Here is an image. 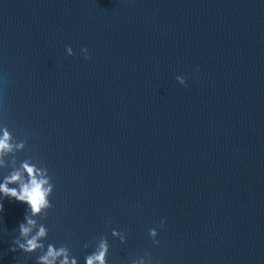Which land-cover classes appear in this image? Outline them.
Instances as JSON below:
<instances>
[{
    "label": "water",
    "instance_id": "water-1",
    "mask_svg": "<svg viewBox=\"0 0 264 264\" xmlns=\"http://www.w3.org/2000/svg\"><path fill=\"white\" fill-rule=\"evenodd\" d=\"M0 105L56 183L50 239L81 264L112 227L128 242L110 237L111 264H264L260 0H0ZM4 205L0 264H35L11 250L25 205Z\"/></svg>",
    "mask_w": 264,
    "mask_h": 264
},
{
    "label": "clouds",
    "instance_id": "clouds-1",
    "mask_svg": "<svg viewBox=\"0 0 264 264\" xmlns=\"http://www.w3.org/2000/svg\"><path fill=\"white\" fill-rule=\"evenodd\" d=\"M264 3V0H260ZM67 55H76L71 45H66ZM86 59H91L87 46L81 48ZM179 84L187 86L188 79L177 75ZM2 108V105H0ZM56 183L48 165L36 154L35 148L28 146L26 138L19 137L14 129L0 117V214L4 211V201L14 200L25 205L24 218L20 221L12 239L13 252H23L28 258L34 257L35 264H81V258L66 242L50 239V226L46 222L51 209L55 207L53 196ZM3 217L0 215V220ZM108 224L112 223L108 218ZM167 223L166 218L159 222L158 227L148 229L152 243L160 246V229ZM127 244L128 233L118 227H112L110 233L96 235L93 240L82 244L85 252L83 264H111L112 240ZM128 264H156L151 253L136 255L129 259Z\"/></svg>",
    "mask_w": 264,
    "mask_h": 264
}]
</instances>
